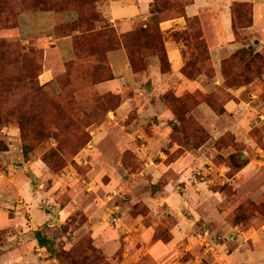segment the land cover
I'll use <instances>...</instances> for the list:
<instances>
[{
	"label": "rangeland",
	"instance_id": "rangeland-1",
	"mask_svg": "<svg viewBox=\"0 0 264 264\" xmlns=\"http://www.w3.org/2000/svg\"><path fill=\"white\" fill-rule=\"evenodd\" d=\"M29 1L0 0V184L25 177L45 192L42 213L25 215H52L38 229L48 247L30 233L37 264H228L256 252L264 36L249 33L254 3L232 4L235 45L214 64L201 29L162 30L171 16L119 33L98 0ZM108 36L138 78L128 86L109 83ZM169 39L183 43L179 75L198 88L172 76Z\"/></svg>",
	"mask_w": 264,
	"mask_h": 264
},
{
	"label": "crops",
	"instance_id": "crops-1",
	"mask_svg": "<svg viewBox=\"0 0 264 264\" xmlns=\"http://www.w3.org/2000/svg\"><path fill=\"white\" fill-rule=\"evenodd\" d=\"M243 1L254 3V25L249 28V33L258 30L264 36V0H168V9L160 12L157 9V0H98L97 9H99L100 16L108 19L119 33H127L135 29L150 16H174L160 22L162 30L169 34L171 32H186L194 28L201 29L204 32L202 39H206L214 64H217L223 56L230 52L232 45H235L236 34L232 25L231 6L235 2ZM48 16L61 15L53 13ZM57 49L63 59L60 48ZM166 49L173 71L172 76L180 77L184 86L192 85L198 88L196 86L199 83L198 80H185L181 73L179 75V70L184 65L183 43L169 39L166 41ZM110 54L117 78L109 83L118 85L124 83L125 86H128L127 84L131 81L138 79L132 70L125 50ZM159 72L160 70L158 71V68L152 65V73L157 74L153 76L154 83L163 77ZM50 76L49 73H46L44 79ZM159 76L162 77L158 78ZM16 179L17 182L10 186L0 184V231H6L5 234H2L3 240L0 244V264H29L30 261L37 264L36 256L33 254L35 250H38L35 249L37 242L33 237H30V233L38 231L42 223L50 219L52 215L43 213L42 217L38 216V221L30 222L25 215L28 212L34 213L35 219L36 215L42 213L39 206L45 198V192L38 189L32 190L25 177L10 178L9 181ZM10 196L17 197L16 202L11 201ZM258 238H260L261 244L256 252L252 251L249 254L242 253L243 251L235 252L233 257L228 259V264H264V259L257 255L262 253L260 249L264 248V231ZM214 261L216 260L214 259Z\"/></svg>",
	"mask_w": 264,
	"mask_h": 264
},
{
	"label": "trees",
	"instance_id": "trees-1",
	"mask_svg": "<svg viewBox=\"0 0 264 264\" xmlns=\"http://www.w3.org/2000/svg\"><path fill=\"white\" fill-rule=\"evenodd\" d=\"M45 1V0H44ZM44 1H42V0H36V1H29L30 2V5H31V7L33 8V9H37V8H40V7H49V8H51L50 10H52L53 9V7L52 6H50L49 4L47 5V3H45ZM49 2H51V3H53V1L52 0H48ZM78 1V0H77ZM82 0H80V2H81ZM97 3V2H96ZM88 4V3H87ZM86 4V5H87ZM94 7H85V9H84V11L86 10V11H89V12H91L92 11V9H93ZM76 9V8H75ZM74 9V10H75ZM83 9V8H82ZM82 9H76L75 10V12H78L80 15H81V12H84V11H82ZM157 9H158V11L160 12L161 10H163V11H165V10H167L168 8H163V2H161V0H157ZM74 10H72V11H74ZM172 17V16H171ZM198 23H199V21H197ZM234 27H235V25H234ZM93 29V28H92ZM109 35V34H108ZM109 37V39H108V41H107V43L101 48L102 50H103V52L104 53H111L114 49H116L118 46H119V44H116L117 42H115V40L114 39H112V37L111 36H108ZM115 38V37H114ZM85 38H83L82 40H84ZM200 40L201 41H204L203 39H202V37H200ZM165 45V44H164ZM163 52H165V50L163 49ZM131 55H132V53H131ZM132 65L133 66H135V61L133 60V58H132ZM35 238L37 239V241H38V243H39V245L40 246H42V247H48V240H46V238H44L43 236H42V233L40 232V231H37L36 233H35Z\"/></svg>",
	"mask_w": 264,
	"mask_h": 264
}]
</instances>
